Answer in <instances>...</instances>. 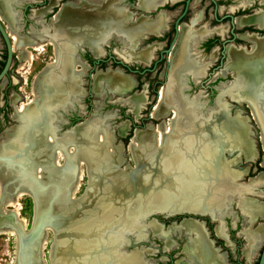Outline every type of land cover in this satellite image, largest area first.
<instances>
[{"label":"bare ground","instance_id":"1","mask_svg":"<svg viewBox=\"0 0 264 264\" xmlns=\"http://www.w3.org/2000/svg\"><path fill=\"white\" fill-rule=\"evenodd\" d=\"M110 1L77 0V3L64 4L52 19V23L53 20L54 22L61 20L64 16L67 18L85 17L86 19L112 18L115 12L107 8ZM125 20L129 23L128 19ZM249 22L261 25L255 15L236 18L237 26ZM92 27L80 23L74 30L91 35L94 32ZM152 28L149 26L147 31H151ZM10 34L14 39L13 49L18 48L17 56L21 61L28 63L31 53L27 47L37 49L39 43L27 46L19 42L12 30ZM191 34L189 30L181 27L180 42L185 41V44H188ZM51 36L52 41L56 39L55 33H51ZM240 37L254 40L252 51L257 49L260 44L258 41L262 38H255L248 34H241ZM54 45L56 44H52V49L56 60L46 63L43 69L36 74L33 81V100L30 103L23 102L15 106L12 118L20 123L5 131L8 140L0 141L1 205L4 208L12 206L20 195L26 193H32L35 199V214L33 213L31 229L23 232L20 226L17 228L21 237L19 248L21 263L18 264H39L35 258V251L38 244L37 239L41 235L38 233L40 224L44 227L50 226L55 230L56 240L53 241L50 254L51 264H143L142 256L147 249L120 251V245L127 243L123 236L129 233L133 234L134 239L142 240L148 232L154 237L156 235L167 238L174 224L162 227L152 220L143 223V217L149 213L168 216L185 212L188 209L199 210L201 200L198 198L211 186L214 187L216 182L218 186L215 188L219 190L220 174L227 173L224 167L218 170L213 167L218 156L217 143L221 139L223 148H226L228 153L231 150H237L240 153L243 152L245 156L246 154L251 156L253 155L251 132L245 119H240L238 115L240 120L237 118L235 127L225 129L228 121L234 119L221 106L205 118L198 115L195 105L193 106V103L181 94V84L176 80L177 77L180 78L178 71L184 68L193 69V64L191 62L181 63L178 60L179 57L175 56L177 52L175 50L176 52L170 57L173 71L167 82L168 85L160 89L158 103L151 114L156 118L162 117L166 113L165 104L170 103L174 117L169 128L161 121L155 127L147 125L144 130H137L127 146L135 166L119 169L123 158L121 148L119 146L114 149L111 134L109 136L106 127L99 124V119L96 117H90L59 135L56 132L55 110L58 107L62 108L59 98L69 93L74 86L77 87L76 91L80 92L81 71L77 68L74 73L68 71V65L73 60V46L75 45L69 44L67 47L61 43L59 46L65 52L60 59H57L59 50L57 51ZM156 47V43L148 45L137 51V56L141 61H145ZM232 50V46L227 47L228 64L236 62L235 58L241 54ZM122 56L119 57L126 60V57ZM104 83L111 92L123 93L131 87L133 81L118 70L109 71L107 69L104 72L97 71L92 75L94 93L98 94ZM236 84H233V87L238 85L236 88L238 92L242 85ZM1 86L2 83H0ZM228 92L235 95L234 92L229 90ZM256 95L255 91L253 97ZM16 98V95L12 94L11 102L15 103ZM252 113L258 121L256 123H259L257 111L252 109ZM263 131L261 138L264 147ZM180 134L182 137H178ZM227 138H232L231 144ZM60 158H63V164ZM79 164L85 165L89 184L83 196L74 199L71 195L76 191L81 175L80 170L74 171V168ZM35 175L37 177L41 175V178L38 180ZM17 179L21 180L16 181ZM257 181L264 183V175L261 174ZM240 188L234 190H237L238 196H235L237 199H240V195L244 192ZM234 191L232 193H235ZM250 209L255 214L260 212L252 207ZM7 212L6 210L3 215H8ZM12 214L15 222V219H18V212L13 210ZM20 223L23 226L22 220ZM188 226L192 225L188 224ZM14 229L11 222L4 221L0 224V234L13 233ZM216 230L218 232L220 228L217 227ZM111 232L114 233L111 235ZM247 236L249 238L248 251L252 256L256 244L264 236V226L261 225L256 230L248 232ZM44 239V235L40 237V246L43 245ZM187 247L184 250L188 255L190 249ZM200 248L194 245L195 254L201 264H226L224 255L216 254V250L208 249L203 254ZM130 252L132 254H122ZM244 252L247 253L245 249ZM177 264L181 262L178 260Z\"/></svg>","mask_w":264,"mask_h":264},{"label":"flooded vegetation","instance_id":"2","mask_svg":"<svg viewBox=\"0 0 264 264\" xmlns=\"http://www.w3.org/2000/svg\"><path fill=\"white\" fill-rule=\"evenodd\" d=\"M239 1L243 0H189L185 8V0H111L107 4V8L113 9V13L115 12V16L112 18L96 17L93 19H86L85 17L67 18V16H64L61 20H56L55 22L53 20L52 23V19L59 13L64 4L72 2L77 3V0H0V25L6 32L11 47L10 64L0 81V83L3 84V86H1L2 88L0 87V116H2L1 113L6 109V106H8L10 108L9 118L14 120L11 117L14 106L21 103L22 98L27 99L25 91L21 92V87L19 86L18 88H15L14 85L17 81L22 80V74L19 73L17 79L11 78L10 75V72L18 73L13 67L17 61H20V58L17 56L18 48L13 49L12 47L14 44V39L10 34V30H12L20 43H25L27 46L39 43L38 48L42 51L44 46H51L52 49V44H56L54 46L57 47V51L59 50V58H61L62 54L65 52V50H61V47L59 46L61 43H64V46L67 47L69 44L75 45L73 46V60L68 65V71L74 73L76 63L80 62L83 67V69L80 70H83L80 74L86 76L87 84L84 88L80 86L81 90L79 93L76 91L77 87L74 86L69 90V93L63 94V98H59L62 108L58 107L55 110L54 123L57 127L67 126L69 128L86 121L92 116L94 112L92 108H90L92 101L89 100V95L96 94L92 90V75L97 71H106L107 69L113 70L115 68H119L120 73L128 75L133 81L131 87L123 92L126 93L128 90L132 91L131 95L125 97L127 100L125 102L131 107L132 113L127 114L121 112V115L128 120L127 124L132 127H141L142 129L139 130H144L147 125L154 126L153 121H157L160 117L156 118L151 114L158 103L160 88H163L166 86L167 82H169L171 71H173L170 57L172 53L177 51L175 56L177 58L179 57L178 60L181 61V63L186 64L187 62H191L193 64V69L184 68L182 71H178L182 82L180 91L187 100L194 102V98L186 96V93L191 90L196 91L195 89L199 88L200 90L205 91L204 94H200V96L208 95L213 98L214 95H217L216 105H219L215 110L221 106L224 108V111H226L227 109L222 101V95L225 97L228 96L235 105L239 106L241 102L248 111L247 113H251L250 116L252 115L254 117L252 109H255L257 113H259L260 119L257 124L260 127V130L263 131L264 37L261 38L260 36L264 35V0H246L245 2L249 1V4L245 5H239ZM190 11H192L193 14L187 17L186 15H189ZM181 14L182 16L180 17L177 26L176 38L172 43L170 50L166 52L165 50L168 49L174 35V22ZM254 15L258 18L261 25H257L256 22H249L237 26V17ZM229 16L232 17V23L230 22ZM137 18H139V20H136ZM125 19H128L129 23H126L127 20ZM94 22L95 25H93ZM80 23L85 24V26L88 27L93 26V35H88L84 32H82V34L75 31L74 29ZM149 26L153 27L151 31H147ZM181 27L189 30L190 34L192 33L191 40L187 42L188 44H185V41L180 42L179 40ZM51 33H55L56 39H53L54 42L52 41L53 37L51 36ZM241 34H248L255 36V38H261L260 40L258 39V43L260 44L257 49L252 51L254 40L242 38L240 37ZM224 41L228 43H226V49L224 50L225 56L223 57L221 51L223 49L222 42ZM153 43H156L157 47L151 51L152 56L150 55L145 61H141L137 56V51L142 50ZM114 46L121 48L117 55L112 51V47ZM229 46H232L233 52L238 51L241 54L244 53L243 55L239 53L241 57L238 56L235 58L236 62L233 61L229 63L230 65L227 63V47ZM27 48L30 49L28 50L30 53L31 51L36 50L32 47ZM132 54H134V56ZM119 55L126 57V60L121 59ZM5 59L6 47L4 40L0 35V71ZM53 60L56 59L52 57V61ZM132 60L138 63L137 67H130L126 63ZM123 64H126L127 66ZM210 64L215 65L210 66ZM43 67L44 65L41 66L37 72L42 70ZM149 74L150 77L151 75H154L155 80L153 83L150 84L149 81L146 83H139L143 80V76ZM225 77H228L230 80L228 85L222 87L223 84L220 83L226 79ZM236 83L242 85V88H240L238 92H236V88L238 87ZM22 84L29 86L30 82L25 78L22 81ZM233 84L237 85V87L232 86V91L235 95H231L229 92V94H223L224 90L230 88ZM219 85L220 87H218ZM137 86L140 88L136 89ZM102 88H105L110 92L106 88L105 83L101 85L100 92ZM255 91L257 92V95L253 97ZM83 93H85V97L81 100L80 98ZM10 94H14L17 97L15 105H12L9 101ZM136 94L137 96L139 95V97H135ZM79 101H81V104ZM195 105L199 106L198 104ZM165 106L166 112L170 109L169 112L172 113L171 104L167 103ZM215 110L210 112V114L215 112ZM133 113L136 114L137 119L133 118ZM198 115L205 118L209 114L203 117L199 112ZM237 115L240 116V119L245 118V123H247V118L244 115H241L238 111H235L230 115L234 120H229L225 129H233L235 127V121L237 122L238 118ZM250 118L252 119V117ZM255 121L258 122L256 119ZM98 122L107 128L104 121L99 119ZM253 123L255 125L254 121ZM125 124L121 125L120 128H125ZM249 125L248 127L251 131L250 137L252 139L254 130ZM255 132L257 133V131ZM184 134L186 135V133H183V135ZM178 137H182V135L180 134ZM231 140L232 138H227V141L230 142L229 144H231ZM221 141L222 140L220 139L219 143H217L218 156L215 159L217 161L213 166L217 170L218 168L220 169L224 167L226 169L225 172H227L225 174H220V189L217 190L215 188V186H218L216 182L214 187L211 186L208 191L202 193L201 197L198 198L201 200V208L199 210H186L182 215L185 216V219L180 222L179 220L182 218L180 214L173 217L174 220H178L175 223L172 222L174 223V226L169 235L171 236L173 232H177L178 229H180L186 238L179 244V246L175 247V249H177L176 252L171 251L163 253L165 258L161 259V261H167V263L163 264H177L178 260L181 264H201L195 254L194 245L201 247L200 251L203 254L207 252L208 249L212 251L216 250V254L224 255L226 264H246V261L241 260L242 258L244 259V256L246 259L250 258V264H257L259 253L264 242V236L259 242L260 245L257 252L254 250V254L250 256L248 251L249 238L247 235L248 232L256 230L261 225L264 226V196L260 197V194L256 196L260 197V200L256 199L255 195L249 194L264 193V183L257 181V178L261 174L264 175V147L261 134L260 149H258L253 142V155L251 156L247 154L245 156L243 152L240 153L237 150H231L229 154L231 152L235 153V158H231L233 160L223 156V153H228V151L225 150L226 148H223V143ZM259 156L260 160L254 161V159L257 157L259 158ZM236 157H241L246 160L253 159V161L248 164V171L254 174L252 178L249 177L248 180L255 179V181L254 183H247V188L245 185L239 186L234 182L238 175H241L240 173H242V171L233 170L230 166L234 160L237 159ZM238 187H241L240 189L244 192L247 191L248 195L251 196L249 197L247 195L246 199L241 196V194V198L237 199L235 196H238V193L237 190H234L238 189ZM233 191L235 193H232ZM223 196L224 199L222 200ZM232 197H235V201L234 199L231 200ZM229 201L233 204H230V207L227 209L226 206ZM250 207L259 210L260 212L255 214L251 211ZM218 217H221L220 224H216L217 222L214 223ZM211 222H213V224H211ZM243 222L246 223L244 227L245 229L250 227L245 230L246 233L245 231L241 233L246 241L245 246L235 235V233L239 231V227ZM188 224L192 226H188ZM217 227L220 228V231L218 232H216ZM158 238L166 239V246L164 245L163 249H167L170 246L169 236L167 237L168 240L165 237ZM184 242L185 244H183ZM227 244L232 245V249H230L232 251L227 252ZM186 246L190 249L188 255L184 250ZM244 249L247 253L244 252ZM254 255H256V257H254Z\"/></svg>","mask_w":264,"mask_h":264},{"label":"rangeland","instance_id":"3","mask_svg":"<svg viewBox=\"0 0 264 264\" xmlns=\"http://www.w3.org/2000/svg\"><path fill=\"white\" fill-rule=\"evenodd\" d=\"M254 6H256V5H254ZM192 14H193L192 11H190L189 15H186V16L189 17ZM43 48H44L43 51L40 50V48H37L35 51H31V59L28 63L21 61V59H20V61H17L13 68H15L18 71V73L10 72L11 78L17 79L18 78L17 75H19V73L22 74V76H23L22 80H19L14 84L15 88H18L20 86L21 87L20 91L21 92L25 91V95L27 96V99L22 98L21 103H23V102L30 103V101L33 100L32 99L34 96L33 81H34V77L39 72V71L37 72V70H39L41 68V66H43V65L45 66L46 63L52 62V57H54L53 49H51V46H44ZM27 49L30 50L29 48H27ZM82 49H84V48H82ZM119 49H121V48L115 47V46L112 47V51L116 55L118 54ZM126 63L130 67H133V66L137 67L138 66V63L133 61V60L130 62H126ZM211 65L213 66L215 64H210V66ZM75 66L79 70L83 69L80 62L76 63ZM108 70L114 71L117 69H113V70L108 69ZM102 72H104V71H102ZM80 76H81L80 86L84 88L87 84L86 76H82V74H80ZM160 77H161V75H160ZM25 78H27V81L30 82L29 86L22 84V81ZM225 78L226 79L224 81H222V83H220V84H223L222 87H225L229 83L230 79L228 77H225ZM154 80H155L154 75L153 76L151 75V77H150V74H149V75L143 76V80L139 83H146L149 81L151 84V83H153ZM176 80L182 86V82H181L180 78L178 79V77H177ZM167 85L168 84H166V86ZM2 86H3V84H2ZM166 86H164V87H166ZM218 87H220V85ZM139 88L140 87L137 86L136 89H139ZM195 90L196 91H194V90L188 91V93H186V96H191L192 98H194V102L189 101V100L188 101L192 102L193 106L195 104H198L199 106L195 105L194 107L196 108L198 113L200 112V114L203 117H205L206 115H208L210 112H212L213 110H215L217 108V106H218V105H216L217 104V99H216L217 95H214L213 98L209 97L208 95H201L200 96V94H204L205 91H202L199 88L195 89ZM20 91H19V93H20ZM110 92H108L105 88H102L100 93L89 95V100L92 101L90 108H92V110L94 112L92 114V116H90V117H96L97 119H101L102 121H104L105 124L107 125V128H106L107 133L109 134V136H110V134L112 136V140H113L112 145H113L114 149L120 146L121 157H123V158H122V161L119 165V169H122L126 166L134 167L135 163L131 158V152L128 151L127 146L135 136V134L132 136V131L134 129H136V131H137V130L142 129V128L138 127V126H136V127L130 126L129 124H127L128 120L125 119V117L121 115V112H125L127 114L132 113L131 107L129 106L128 103L126 104V102H125V101H127L125 99V97L131 95L132 91L128 90L126 93H123V94H120L118 92H111V93ZM159 93H160V90H159ZM11 95L12 94H10V96H9V101L12 105H15V103L11 102V99H10ZM84 97H85V93L82 94L80 99L82 100V99H84ZM222 101L226 106L228 115H231L235 111H238L241 115H244L247 118L248 124H251V127H253V130H254V133L252 134V139H251L254 141H252V143L254 142V144L257 146V148L260 149V146H261V144H260L261 130H260V127L258 126V124L256 123L254 117L246 115V114H248L247 113L248 111L246 110L245 106L243 104H241V102H240L239 106L235 105L231 101L230 97H228V96L225 97L224 95H222ZM21 103L16 104V105L19 106V105H21ZM79 103L81 104V101H79ZM132 108H133V104H132ZM14 109H15V106L13 108V113L15 111ZM9 112H10V108L8 106H6V109L3 110V112L1 113L2 116H0V141L6 140V139L8 140V138L5 136V131H7V129L11 128L13 125H19V123H20V121L17 122L18 120H12L11 118H9ZM13 113H12V115H13ZM12 115H11V117H12ZM132 116L134 119H137L135 113H133ZM173 117H174V114L170 113L168 111V112H166V114H164L162 117H160L157 121H153L154 126H152V127L157 126L161 121H163L165 123V126L169 128V124H170L171 120L173 119ZM238 117L240 118L239 115H238ZM250 117H252V119ZM253 121L255 122V125L257 128L255 127ZM99 124H100V122H99ZM123 124H125V128H120V126ZM165 128H163V129H165ZM66 129H68L67 126L57 127L56 132L59 135V133H62ZM249 130H250V128H249ZM255 131H257V133ZM119 133H122V134H119ZM130 137H131V139H130ZM156 138H159V136H156ZM223 156L225 158L231 159V158H235V153L231 152L229 154V153L224 152ZM255 160L256 161L260 160V156H259V158L258 157L255 158L254 161ZM60 161H61V164H63V162H64L63 158H60ZM251 161H253V159L246 160V159L239 157L238 159L234 160V162L231 164V168L233 170L242 171V174L240 176H238L237 179L234 180V182L237 185L242 186L241 183H254L255 179H249L248 180V178L249 177L252 178V176L254 174V173H251L248 171V164ZM79 170H80L81 175L79 178L78 186H77V189L74 192V194L71 195L72 198H74V199H79L81 196H83V194H84V192H85V190L89 184L88 173H87V169H86L85 165L79 164L78 167L74 168V171H79ZM35 178L36 179L38 178V180H39L41 178V175L39 177H37V175H35ZM18 180H21V179H17L16 181H18ZM1 194L2 193H1V189H0V214H1L0 215V218H1L0 224L4 221H6V222L8 221V222L13 223V226L15 227V229L13 230V233L6 232V233L0 234V264H18V263H21V260L19 261V258H21V254H20L21 252L19 251L20 244H21V239H20L21 237H20V234H19L17 228H18V226H20L23 232H27L31 229V223L33 221L34 214H35V202H34L35 199H34L32 193L22 194L18 197V199L16 200L14 205L6 206L4 208V206L1 205V203H2L1 202L2 201L1 200V197H2ZM249 194L255 195L256 199H260V197L264 196V193H249ZM259 194H260V197H256ZM245 195H248V193H245ZM248 196L250 197L251 195H248ZM232 199H234V201H235V197H232L231 200ZM230 204L232 205L233 203H231V201H229L227 203V206H226L227 209L230 207ZM6 210L8 211L6 213L8 215H3V213L6 212ZM13 210L16 213L18 212V214H17L18 219H15V222L13 219L14 216L12 214ZM182 215L183 214H180V216H182ZM152 216L156 220H158V222H161V224H164L163 227H168V226L174 224L178 220V219H176V220L173 219L175 214L174 215H168V216H161L159 214H154V215H151L150 217H152ZM220 218L221 217H218V219H216L214 223L217 222L216 224H220V221H221ZM19 220L20 221L22 220L23 226L21 225ZM145 220L147 222L150 219H148V217H147V219H145ZM169 220H170V222H174V223L170 224ZM211 224H213V222H211ZM245 225H246V223L243 222L239 227V231H237L235 233L236 237L239 239L240 242H242L244 244V246L246 244V241L244 240L243 234H241V233H243L246 229L250 228V227H248L245 229L244 228ZM38 233L41 234L40 237H42L44 235L45 239H44V243L42 246L39 245L40 244L39 243L40 237L37 239L38 244L36 245L37 247H36V251H35V258L39 264H51L50 254H51V250H52L53 241L56 240L55 239V230L50 226L44 227V225L40 224ZM113 233L114 232H111V235ZM123 237H124V240L128 241V239L125 237V235ZM185 238H186V236H184V234H182V231L180 229H178L177 232H173V234L171 236L169 235L170 246L167 249H163L165 242H166L165 241L166 239H160V238H158V236L154 237L150 233L146 232L145 237L142 240H137V242L132 243L131 245L127 244L128 246L120 245L119 250L122 252H129L133 248H139V246H142L144 249H147V251L143 254V260H142L143 264H163V263H167V261H164V260L161 261V259L165 258V255L163 253H165V252L168 253L171 251L176 252L177 249H175V247L179 246V244L182 241H184ZM183 244H185V242ZM259 245H260V243L256 244L255 252H257V249H259L258 248ZM161 246H162V249H161ZM142 247H140V248H142ZM227 248H228L227 252L232 251V250H230V249H232V245L227 244ZM142 252H141V254H142ZM122 254L129 255V254H132V252L122 253ZM254 257H256V255H254ZM241 260L246 261V264H250V261H251L250 258L246 259L245 256H244V259L242 258Z\"/></svg>","mask_w":264,"mask_h":264},{"label":"water","instance_id":"4","mask_svg":"<svg viewBox=\"0 0 264 264\" xmlns=\"http://www.w3.org/2000/svg\"><path fill=\"white\" fill-rule=\"evenodd\" d=\"M188 1L189 0H185V8H186V5L188 4ZM184 12V11H183ZM183 14V13H182ZM182 14L180 15V16H178L177 18H176V20H175V22H174V35H173V38H172V40H171V43H170V45H169V47H168V49H166L165 51L167 52V51H169L170 50V47L172 46V43L174 42V40H175V38H176V35H177V26H178V22H179V19H180V17L182 16ZM230 17V22L232 23V17L231 16H229ZM0 35L2 36V38H3V40H4V43H5V47H6V59H5V62H4V64H3V67H2V69H1V71H0V81L2 80V77L5 75V73H6V71H7V69H8V66H9V64H10V59H11V47H10V43H9V40H8V37H7V35H6V32L4 31V29L2 28V26L0 25ZM260 37H264V35H262V36H260ZM225 43V44H224ZM226 43H228V42H222V45H223V49H222V51H221V54L223 55V57L225 56V53H224V50L226 49ZM120 62V61H119ZM123 65H125V66H127L126 64H123ZM115 69H117V70H119V68H115ZM250 112L248 113V114H246V115H249L250 116ZM252 116V115H251ZM247 124H248V120H247ZM249 125V124H248ZM73 127V126H72ZM70 128V127H69ZM68 128V129H69ZM67 130V129H66ZM136 129H134L132 132H133V134H134V131H135ZM133 134H132V136H133ZM131 136V137H132ZM131 137H130V139H131ZM130 141V140H129ZM129 143V142H128ZM155 213H149V214H147V215H145L144 217H143V219H142V222L143 223H146V220L145 219H147V217H148V219H150L149 221H154V222H156L157 224H160L162 227L164 226V224H161V222H158V220H156L153 216L152 217H150L151 215H154ZM176 214H184V212H181V213H176ZM175 214V215H176ZM150 217V218H149ZM183 219H185V216H182V218L179 220V222L181 221V220H183ZM148 222V221H147ZM170 222V221H169ZM170 223H172V222H170ZM38 228H39V226H38ZM125 237L128 239V241H127V243H126V245L125 246H128L129 244L131 245L132 243H135V242H137V240L136 239H134V237H133V234H125ZM128 244V245H127ZM122 246H124V245H122ZM140 247H142V246H139V248ZM143 248V247H142ZM133 249H137V248H133ZM132 250V249H131ZM20 259V258H19ZM257 264H264V242H263V245H262V247H261V250H260V253H259V257H258V261H257Z\"/></svg>","mask_w":264,"mask_h":264},{"label":"crops","instance_id":"5","mask_svg":"<svg viewBox=\"0 0 264 264\" xmlns=\"http://www.w3.org/2000/svg\"><path fill=\"white\" fill-rule=\"evenodd\" d=\"M246 0H243V1H239L238 3H239V5H245V4H249V1H247V2H245ZM233 85H231L230 86V88H226L225 90H224V92H223V94H228V90L229 91H231V92H233L232 91V89H233V87H232ZM254 126V125H253ZM250 127H251V124H250ZM253 128V127H252ZM255 128V127H254ZM241 185L242 186H244L245 185V187L247 186V183H241ZM247 188V187H246ZM245 193H247V191L246 192H242V195L241 196H243V197H245L246 199H247V195H245ZM263 211V210H262ZM242 212V211H241ZM243 213V212H242ZM263 214H264V211H263Z\"/></svg>","mask_w":264,"mask_h":264}]
</instances>
